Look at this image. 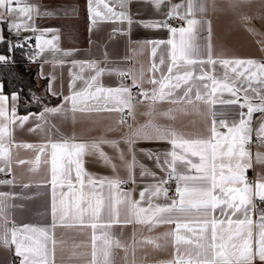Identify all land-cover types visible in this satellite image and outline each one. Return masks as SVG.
Returning <instances> with one entry per match:
<instances>
[{
    "label": "snow or ice",
    "instance_id": "6c2138e0",
    "mask_svg": "<svg viewBox=\"0 0 264 264\" xmlns=\"http://www.w3.org/2000/svg\"><path fill=\"white\" fill-rule=\"evenodd\" d=\"M130 3L86 0L88 31L126 24L113 27L112 39L130 33L134 24L166 30L167 39L135 42L148 51L147 67H121L106 50L98 60L77 59L79 49H62L61 30L40 21L70 19L77 7L0 0V45L5 49L0 69L15 79L14 53L28 48V62L39 63L37 75L46 82L44 95L31 89L27 94V104L38 110L20 114L23 89L8 94L0 79V174L11 177L0 179V185L16 186L14 165H27L28 173L43 165L52 218L50 226L17 224L12 211L21 206L10 203L16 194L0 191V247L12 253V264H55L57 246L63 252L67 243L56 236L60 226L80 234L90 230L89 241H74L68 249L67 264H264V59L226 57L223 48L215 50L206 15L210 0H141L155 19L134 18ZM251 3L227 0V7L245 31L262 37L258 43L264 51V32L255 27L264 25V0L255 13L247 10ZM211 5L216 7L215 0ZM175 21L182 23L173 26ZM88 42L97 43L91 35ZM45 65L53 71L45 73ZM57 67H67L66 84L63 74L55 73ZM105 77L117 83L106 85ZM53 98L57 103L50 106ZM190 111L211 121L206 134L192 136L174 126ZM103 113L116 117L105 134L95 137L78 136L75 130L64 134L52 122L58 117L74 128L83 120L98 123ZM29 122L28 131L41 134V142L14 138L15 128ZM121 128L126 131L118 138L107 137ZM20 150L34 155L20 158ZM88 163L111 174H95ZM149 177L154 182L141 188L137 198L138 178ZM165 225L167 231L150 235ZM128 226L133 231L125 239ZM137 245L155 250L171 245L173 251L166 260L150 261L147 253L138 260Z\"/></svg>",
    "mask_w": 264,
    "mask_h": 264
},
{
    "label": "crops",
    "instance_id": "0c3cea01",
    "mask_svg": "<svg viewBox=\"0 0 264 264\" xmlns=\"http://www.w3.org/2000/svg\"><path fill=\"white\" fill-rule=\"evenodd\" d=\"M41 2L47 5L49 8L57 7L60 5L64 6H74L77 7L78 14L74 15L70 19H48L45 21H40L44 26L59 28L60 31V47L65 50L79 49L76 54L77 59H102L103 51H107L109 59L111 62L116 63L121 67H138L140 64H144L147 67L148 64V51L140 50L139 45L135 42H141L146 40L154 39H167L168 33L166 30H150L144 29L136 24L132 26L130 33L119 34L117 33L114 38L109 39L112 35L113 27H127V25L120 24H102L99 31H94L89 33V23L86 13V0H41ZM216 7L213 8L211 5V0L207 12V18L212 21L213 29V45L216 51L221 48L224 49V54L226 57H239V58H253V59H264V51L261 50V46L258 43L262 37L254 36L245 31V29L237 21L236 17L233 15L231 10L227 7V0H215ZM131 14L136 19H149V18H159L154 14L153 9L145 6L141 3V0H131V3L127 6ZM250 13H255L260 10V0H252L251 5L247 9ZM255 27L264 32V25L257 22ZM27 35L28 33H23ZM96 41V44L89 45V37ZM106 43V48L102 47ZM28 49V48H26ZM29 50V49H28ZM127 58V59H125ZM38 67L39 63H31ZM53 68L51 65L44 66V72H52ZM57 76L63 74L65 84L67 83L68 74L67 67L54 69ZM40 80H43L39 77ZM103 82L106 85H114L117 80L114 77H105ZM59 83V81H58ZM147 87V85H145ZM57 103V101H56ZM54 103L53 105H55ZM161 107L166 108L167 105H161ZM201 110H206L204 105H200ZM217 105V108H220ZM227 107V106H225ZM143 106L140 107V111H143ZM20 113V112H19ZM21 114V113H20ZM259 114H255L258 116ZM116 117L114 113H103L100 114L98 123H92L90 120H83L75 125L71 123L61 124L60 118H53L52 122L59 125L61 132L64 134H71L73 130L78 136H83L84 138L95 137L101 134H105V127L113 122ZM143 121V117L140 118ZM255 119V117H254ZM167 123L168 121H163ZM210 120H205L200 115L195 112H189L186 115H181L178 119L173 121L174 126L186 134H191L195 136L197 134H206V124H210ZM32 124L25 125L24 128H15L14 138L17 141H27L33 143H39L43 140V136L39 133H31L28 128ZM125 128H121L117 131L107 132L108 138H118ZM151 147H159V145H144ZM166 147V145H165ZM20 158L29 159L32 158L34 153L31 151L20 150ZM27 165L23 167L13 166L14 175L17 177L16 186H3L0 185V191H10L16 194L14 200L10 203L20 205L13 209L12 215L16 220L17 224L22 225L24 223L34 224L37 226H50L52 223L50 203H51V188L46 183H44L45 173L43 171V165L41 170L36 173H28ZM89 171L99 174V175H110L108 169L97 167L94 163L86 164ZM21 177H23L21 179ZM11 178L0 174V179ZM152 179H139L137 180L136 195L138 198V192L141 188L146 186L148 183H153ZM24 183H30V187L23 188ZM169 226H159L150 235L156 236L160 233L167 231ZM117 234H119V229H114ZM57 238L63 237L66 240V245L64 246V251H61V246H57L55 264H67L68 249L71 248L73 242H79L81 240H90V230H84L83 234H80L74 229H66L60 226L54 230ZM133 229L132 226H128L124 229L123 235L127 239L130 237ZM140 235L139 226H137V237ZM163 243V242H161ZM172 247L168 245L160 250H155L151 246L141 247L136 246V257L139 260L141 257L147 253L148 259L150 261L166 260L171 258ZM14 256L8 250L0 247V264H12ZM18 264V260L16 261Z\"/></svg>",
    "mask_w": 264,
    "mask_h": 264
},
{
    "label": "trees",
    "instance_id": "16d2710c",
    "mask_svg": "<svg viewBox=\"0 0 264 264\" xmlns=\"http://www.w3.org/2000/svg\"><path fill=\"white\" fill-rule=\"evenodd\" d=\"M5 51L4 46L0 45V53ZM28 49L17 50L14 53L15 59L17 60V64L14 66L17 77L14 79L11 75H9L6 69H0V79H3L5 82V92L10 94L13 89H23L21 93V102L19 105V112L21 114H25L27 111L36 112L38 110L35 104L29 106L27 104L28 92L31 89L36 95L41 96L44 95V89L46 82L44 80H40L38 73V67L29 63L27 60ZM56 103V99L53 98L50 101V106Z\"/></svg>",
    "mask_w": 264,
    "mask_h": 264
},
{
    "label": "built area",
    "instance_id": "2783aa9c",
    "mask_svg": "<svg viewBox=\"0 0 264 264\" xmlns=\"http://www.w3.org/2000/svg\"><path fill=\"white\" fill-rule=\"evenodd\" d=\"M181 23H182V22L175 21V22H173V26H180ZM129 83H130V81H129ZM125 114H126V113H125ZM129 123H131V120H129ZM124 187H125V188H128V187H130V186H129V185H124ZM174 188H175V185H174V183H173V184L171 185V191H170V193H169L170 196H171L172 193L174 192Z\"/></svg>",
    "mask_w": 264,
    "mask_h": 264
}]
</instances>
